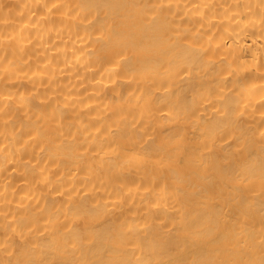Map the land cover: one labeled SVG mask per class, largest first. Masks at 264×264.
Listing matches in <instances>:
<instances>
[{"label": "bare ground", "instance_id": "6f19581e", "mask_svg": "<svg viewBox=\"0 0 264 264\" xmlns=\"http://www.w3.org/2000/svg\"><path fill=\"white\" fill-rule=\"evenodd\" d=\"M0 264H264V0H0Z\"/></svg>", "mask_w": 264, "mask_h": 264}]
</instances>
